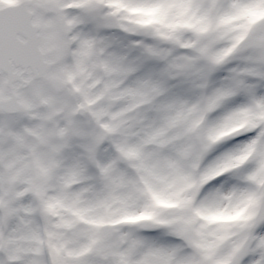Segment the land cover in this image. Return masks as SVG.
Returning <instances> with one entry per match:
<instances>
[{
	"label": "snow or ice",
	"instance_id": "obj_1",
	"mask_svg": "<svg viewBox=\"0 0 264 264\" xmlns=\"http://www.w3.org/2000/svg\"><path fill=\"white\" fill-rule=\"evenodd\" d=\"M0 264H264V0H0Z\"/></svg>",
	"mask_w": 264,
	"mask_h": 264
}]
</instances>
